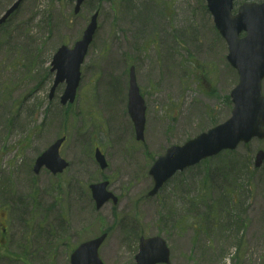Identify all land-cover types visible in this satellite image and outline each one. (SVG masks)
<instances>
[{
    "label": "rangeland",
    "instance_id": "1",
    "mask_svg": "<svg viewBox=\"0 0 264 264\" xmlns=\"http://www.w3.org/2000/svg\"><path fill=\"white\" fill-rule=\"evenodd\" d=\"M16 1L0 0V17ZM244 2L263 0H237L234 14ZM74 8L24 0L0 28V264H70L77 246L103 232L105 264L134 263L140 238L153 236L166 239L172 264H264V167L254 168L264 140L179 173L148 197L159 157L232 116L239 76L206 1L86 0L79 15ZM98 10L77 98L64 106L66 83L51 98L54 55L74 47ZM131 67L147 106L144 141L128 110ZM61 137L70 168L35 175L37 157ZM104 179L119 203L97 211L89 186ZM237 212L242 221L231 226L226 215Z\"/></svg>",
    "mask_w": 264,
    "mask_h": 264
},
{
    "label": "water",
    "instance_id": "2",
    "mask_svg": "<svg viewBox=\"0 0 264 264\" xmlns=\"http://www.w3.org/2000/svg\"><path fill=\"white\" fill-rule=\"evenodd\" d=\"M76 2L75 13L78 14L85 0ZM235 0H207L208 9L214 17L215 24L229 45L228 60L238 71L240 82L232 92L234 110L232 117L224 124L190 140L183 146L171 147L165 156L160 157L150 171L155 186L149 193L154 197L163 185L178 171L199 164L201 161L216 156L224 150H235L240 143L250 142L253 138L264 139V96L262 81L264 79V2L246 3L237 15H233ZM23 0L16 2L0 19V26L19 8ZM99 13H96L87 27L82 40L73 49L63 46L54 56L52 72L56 79L51 97L58 86L67 83L62 97V104L74 103L81 80V65L88 53L98 29ZM245 32L246 36L240 38ZM130 115L135 123L137 139L144 140L146 125V106L137 85L135 68L130 70ZM65 139L57 140L37 160L34 171L36 174L43 167L53 174L62 173L69 164L63 160L59 151ZM96 160L101 168L108 167L104 155L96 151ZM264 150L258 152L255 166L262 167ZM109 182L91 186L97 209L100 210L107 202L118 199L107 188ZM107 238V234L83 244L72 256V264H103L99 257V249ZM135 264H171L170 250L161 237L142 238L140 252Z\"/></svg>",
    "mask_w": 264,
    "mask_h": 264
}]
</instances>
